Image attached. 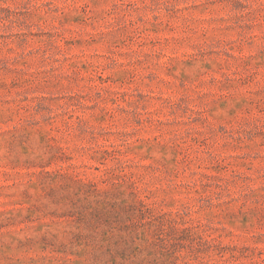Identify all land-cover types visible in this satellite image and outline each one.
Here are the masks:
<instances>
[{
    "label": "rangeland",
    "instance_id": "1",
    "mask_svg": "<svg viewBox=\"0 0 264 264\" xmlns=\"http://www.w3.org/2000/svg\"><path fill=\"white\" fill-rule=\"evenodd\" d=\"M0 264H264V0H0Z\"/></svg>",
    "mask_w": 264,
    "mask_h": 264
}]
</instances>
